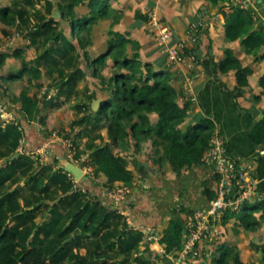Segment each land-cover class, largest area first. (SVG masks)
<instances>
[{"label":"trees","instance_id":"trees-1","mask_svg":"<svg viewBox=\"0 0 264 264\" xmlns=\"http://www.w3.org/2000/svg\"><path fill=\"white\" fill-rule=\"evenodd\" d=\"M89 1L91 10L88 16L77 18L73 11L70 13L72 26L77 28L76 33L80 35L88 23L110 9L108 0ZM209 1L213 5L231 3V0ZM76 2L85 4L87 0ZM231 7L233 12L228 16L226 37L230 41L241 40L246 53H257L264 45V26L255 30V20L250 12L239 6ZM6 16L7 10H0V17ZM57 23L46 19L34 32L36 36L52 33L54 45L43 54V60H54L55 54L64 56L66 51L75 48L68 36L55 31ZM108 47L109 54L114 55L116 62L127 73L115 78L113 96L102 99L100 110L93 112L89 109L77 125H92L99 129L103 122H108V134L113 143L120 147L126 138L133 139L125 131V124L132 120L135 113L144 111L156 114L159 117L156 126L148 117H142V123L134 125L137 136L152 139L157 148L163 147L164 157L178 175L186 167H200L217 135L212 120L197 115L183 129L182 125L187 122L193 104L186 102L181 107L177 103L178 94L169 84L168 72L162 66L143 63L137 56L133 59L125 56L122 34H116ZM220 70L223 73L236 71L240 86L247 85V77L253 74V70L244 68L230 49L220 62ZM25 71L32 75L40 74L39 68L30 69L28 64H24L19 72H11L7 77L20 78ZM72 80L75 82L74 78ZM69 84L62 85L60 93H64ZM260 86L264 91V76L260 79ZM19 99L25 119L35 121L40 115L38 102L23 91ZM21 126V123L3 126L0 119V162L5 160L4 164H0V189L6 184L13 186L11 191L0 193V264H127L132 254L138 251L142 234L130 230L118 209L104 206L100 198L78 187L63 168L42 164L38 170H33L36 160L27 153L12 160L19 153L24 138ZM84 131L80 133L84 134ZM251 134L255 145L264 143V113L262 119L251 127ZM91 157L106 177V187L111 189L116 183L133 185V171L128 168L126 159L116 154L111 146L96 147ZM22 179L24 186L20 184ZM206 193L210 200L216 198L214 192L207 190ZM261 196L264 197V189ZM259 209L264 212V199L251 198L250 202L240 204L236 213L232 214L234 216L239 212L241 215L243 212L241 220L246 221V226L253 227L257 223L254 212ZM181 212H187L189 216L193 214L192 210L184 207ZM40 217L42 221L38 222L37 218ZM189 223L174 219L168 231L161 235L160 244L182 250L190 234ZM235 247L233 244L220 247L219 252L213 255L212 263L230 264ZM121 255L122 260L119 259ZM136 260L147 264L140 256Z\"/></svg>","mask_w":264,"mask_h":264},{"label":"rangeland","instance_id":"rangeland-1","mask_svg":"<svg viewBox=\"0 0 264 264\" xmlns=\"http://www.w3.org/2000/svg\"><path fill=\"white\" fill-rule=\"evenodd\" d=\"M108 2L110 9L88 23L80 35L76 33L77 28L72 26L70 13L73 11L77 18L88 16L91 10L89 0L85 4L77 3L76 0H0V10H7V16L0 17V58H2L0 60V119L4 116L8 118L2 122V125L21 123V130L28 141L33 138L29 131L34 132L36 127L40 128V134L36 137L41 140L40 142L46 150L30 155L36 160L33 170H38L42 164H52L58 168L60 164L57 162V156L62 155V163L69 161L83 167L88 177L86 186L91 191H95V182L100 185L105 178L91 157L98 146H111L116 154L126 159L128 168L135 165L137 171L143 172L141 161L149 159L161 183L162 179L168 180L171 176H175V173L177 174L169 160L164 157L163 147L157 148L152 139H143L137 136V128L134 125L141 124L142 117H148L156 126L159 122V117L156 114L144 111L135 113L132 120L125 124V131L130 133L133 139L126 138L120 147L113 143L108 134V122H103L99 129L93 128L92 125H77L87 115V111L92 110L94 101L113 96L116 88L115 78L127 73L116 62L114 55L108 52L109 42L115 38L116 34L124 36L125 56L130 59L138 57L143 63H151L157 67L162 66L168 72L169 84L178 94L177 103L181 107L186 102L193 104L186 121L202 109L198 105L201 96L194 90V78L188 77L193 63V60H190L192 57L188 52L189 48H186L185 60L181 64H171L165 50L158 45L156 40L159 30L157 26H159L169 28L172 36L171 44L175 45L181 42L168 20L169 15L171 16L169 9L172 7L167 8L169 12L161 17L155 15L157 6L155 0H108ZM177 8L181 9L182 6L177 5ZM143 18L149 20L144 21ZM46 19L58 21L55 31L65 34L75 44V48L66 51L64 56L55 54L54 60L42 59L46 50L54 45L52 33H42L38 36L34 34ZM180 22L183 23V21ZM186 29L187 32L191 30L189 27ZM258 53L259 51L254 57ZM24 64H28L30 69L39 68L40 74L32 75L25 71L20 78L7 77L11 72H19ZM66 83L70 84L65 88L64 93H60L62 85L64 86ZM22 91L38 102L40 115L33 122L27 121L21 112L19 98ZM25 125L31 126V130H27ZM187 125L186 122L182 128L186 129ZM82 131L85 135L80 133ZM23 144L25 142L21 141V145ZM61 144L65 148V150H61L64 151V155L61 151L55 150L57 147L60 149ZM51 149L54 152L53 155L48 153H51ZM4 162L5 160H2L0 164H4ZM190 169L186 167L179 176H183ZM245 180H247V185H244L245 189L251 188V198L261 200L263 198L261 186L252 176L251 180ZM20 184L25 185L24 179ZM12 188L13 186L6 184L4 188L0 189V193L5 194ZM117 188L112 187L110 193L117 191ZM237 194L240 196L241 190L234 184L228 200H234ZM55 196L60 197L56 193ZM260 212L262 209L254 212L255 220ZM243 214L241 212L240 215L238 212L237 220H241ZM37 221L41 222L42 217L37 218ZM241 221L245 227L246 221ZM262 222L264 223V218H262ZM259 225L264 224L260 223ZM237 235L233 232L231 234L227 228L219 227L218 234H215L211 241L205 243L201 256L196 260L189 259L185 264H213V255L219 252L220 247L229 244L237 246L232 250L230 264H264V255L261 251L251 254L255 248L250 243L249 234L244 236L248 242L247 245H244V249L248 252L245 253L246 263L240 261L241 250L236 242L243 241L239 240L240 237L234 239ZM146 247L148 246L143 244L137 252H134L127 264H142L141 259L136 260L139 256L143 260H150L148 264H175V262L169 263L165 259L155 260L150 254L140 255L139 252H143ZM259 248H264V245ZM144 252H149V249ZM120 258L122 260L123 256L121 255ZM199 260H203V262H199Z\"/></svg>","mask_w":264,"mask_h":264},{"label":"crops","instance_id":"crops-1","mask_svg":"<svg viewBox=\"0 0 264 264\" xmlns=\"http://www.w3.org/2000/svg\"><path fill=\"white\" fill-rule=\"evenodd\" d=\"M236 1L213 5L209 0H155L157 4L155 15L163 17L171 10V16L168 17L169 23L174 28L178 40L185 42L189 48L188 52L192 57L190 60H193V63L188 77L194 78V90L201 96V103L199 102L198 105L202 108L194 117L201 115L212 120L215 133L223 139L229 156L247 174L245 177L251 180L252 176L263 190L264 143L260 146L254 144L251 127L262 119L264 113V91L260 86V79L264 76V57H262L264 45L254 57L256 53L245 52L241 40L230 41L226 37L228 16L233 12L231 6H237ZM177 5L182 8L178 9ZM170 6L172 9L167 11ZM249 12L254 17L255 30L264 26V0H255ZM188 27L191 28L189 33L186 29ZM229 49L235 52L244 68L253 70V74L247 77L248 84L245 86L238 84L236 71L223 73L220 70V62L226 57V51ZM7 119V116H4L1 122ZM25 127L31 130V126L25 125ZM35 129L34 132L29 131L32 139L29 138L28 141L26 137L23 138L22 142L24 141L25 144L19 147V152L22 154L35 155L46 150L41 140L36 137L41 129L38 127ZM40 146L41 148H38ZM60 146L57 152L65 150L62 144ZM34 148L37 149L34 151ZM61 152L64 155V151ZM48 153L53 155L54 152L51 149V153ZM57 159L59 167L63 168V156L58 155ZM145 163L148 164V168L144 167ZM141 166L144 169L143 172L137 171L135 165L129 167L135 176L132 186L123 183L114 185L126 187L129 190L121 202H116L111 197L110 188L105 185V176L100 185L95 182V191H91L86 186L87 174L86 180L77 182L74 179V182L83 191H89L100 198L104 206H112L113 210L118 209L130 230L142 234L140 247L146 244L148 247L144 251L149 249V252L143 251L140 255L150 254L155 260L165 259L170 263L178 256L180 250L161 245L159 241L161 235L168 231L174 219H183L188 224L195 218L197 212L208 209L211 200L206 191L210 190L217 196L220 178L215 174L213 166L202 164L200 167L191 168L183 176L175 173V176H171L168 180L162 179L161 183L149 159L142 160ZM182 207L192 210L193 214L189 216L187 212H181ZM236 211V209L228 210V214H224L219 219L217 226L221 229L227 228L231 234L232 232L238 234L234 239L240 237L239 240L243 241L236 242L241 250L240 261L246 263L247 250L244 249V245L248 243L244 237L246 234L250 235V243L255 248L251 254L261 251L264 255V248H259L264 245V225H259L264 224L262 222L264 212L262 210L259 213L256 218L257 223L253 227H244L242 221L237 220L236 215L233 216L232 213ZM144 261L148 264L150 260L144 259ZM200 261L203 262V260Z\"/></svg>","mask_w":264,"mask_h":264},{"label":"built area","instance_id":"built-area-1","mask_svg":"<svg viewBox=\"0 0 264 264\" xmlns=\"http://www.w3.org/2000/svg\"><path fill=\"white\" fill-rule=\"evenodd\" d=\"M255 0H237L236 5L241 9L250 11ZM158 24L156 23V26ZM157 32L158 45L165 50L171 64H181L185 60L186 44L181 41L175 45L171 44L172 36L169 28L159 27ZM51 98V96H50ZM203 163L213 166L215 174L220 178L218 193L215 199L210 201L208 209L200 210L195 218L189 223V236L178 256L172 261L175 264H185L189 259L196 260L201 256L206 242L211 241L218 234V222L228 210L238 209L240 204L251 201V188L246 190L245 172H243L229 156L225 149L224 141L216 135L212 140L209 152L204 156ZM77 165V164H76ZM80 166V165H79ZM83 168V167H82ZM84 170V169H83ZM85 171V170H84ZM70 177L72 174L68 173ZM86 175V172H85ZM74 179V178H73ZM257 183V182H256ZM234 184L241 190L234 200H228ZM129 190L126 187H118L117 191L110 193L116 202H121L127 196ZM264 199L261 198V200Z\"/></svg>","mask_w":264,"mask_h":264},{"label":"water","instance_id":"water-1","mask_svg":"<svg viewBox=\"0 0 264 264\" xmlns=\"http://www.w3.org/2000/svg\"><path fill=\"white\" fill-rule=\"evenodd\" d=\"M56 16H58V14H56ZM52 20H53V19H52ZM102 103H103V100H102L101 98L98 99V100H96V101H94L92 110H93V111H99L100 108H101ZM21 155H22V153L19 152L18 154H16V155L12 158V160H15L16 158H18V157L21 156ZM8 161H10V160H8ZM63 164H64V165H63V169H64L67 173L72 174L73 177H74V179H75L77 182H79V181H81V180H86V179H87V178H86V175H85V171L83 170V168H82L81 166L76 165V164H74V163H72V162H69V161H67V162H65V163H63ZM144 167H145V168H148V164L145 163V164H144Z\"/></svg>","mask_w":264,"mask_h":264}]
</instances>
